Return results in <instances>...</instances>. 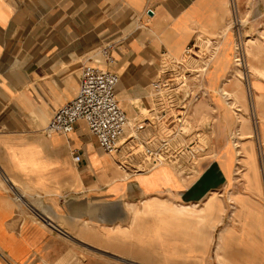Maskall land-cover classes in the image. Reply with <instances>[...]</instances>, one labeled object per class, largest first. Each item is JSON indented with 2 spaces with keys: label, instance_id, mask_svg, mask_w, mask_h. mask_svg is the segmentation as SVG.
<instances>
[{
  "label": "crops",
  "instance_id": "crops-1",
  "mask_svg": "<svg viewBox=\"0 0 264 264\" xmlns=\"http://www.w3.org/2000/svg\"><path fill=\"white\" fill-rule=\"evenodd\" d=\"M238 16L247 24L230 28ZM242 30L254 38L248 56ZM262 35L264 0H0V264H166L152 226L156 211L168 217L173 206L195 207L212 220L203 253L208 264H220L217 255L227 264H264V231L252 216L239 217L237 204L221 202L237 156L226 154V167L219 154L239 132L243 147L261 146L264 164ZM199 37L221 47L214 83L227 79L226 90L245 100L241 120L229 111L226 121L224 110H214V92L206 90L205 73L213 67L205 57L199 62L201 74L190 83L199 103L206 97L211 108L215 150L195 178L170 164L143 173L129 164L121 168L81 120L68 134L45 136L52 114L76 96L85 65L118 75L116 101L135 126L140 110L150 107L151 83ZM233 50L255 71L230 75ZM213 195L220 204L205 206ZM259 209L264 213V202L251 200L244 214ZM169 228L173 236V220Z\"/></svg>",
  "mask_w": 264,
  "mask_h": 264
},
{
  "label": "rangeland",
  "instance_id": "rangeland-1",
  "mask_svg": "<svg viewBox=\"0 0 264 264\" xmlns=\"http://www.w3.org/2000/svg\"><path fill=\"white\" fill-rule=\"evenodd\" d=\"M247 21V17H233L230 20L229 25L230 28L232 27L233 29H237L238 24H241L243 26L244 24H247ZM243 33L246 34V38L243 37L241 39L240 34H238V36H240V43H242V47L246 55L249 54V52L246 50V47L251 44V40H254V38H252L245 31H243ZM227 34L228 36H226L231 39V34ZM223 38L226 39L225 35L223 36ZM262 39L264 40V35H262ZM203 46L204 48L208 47L206 51L205 49L203 50ZM220 48L221 47L218 46L217 43H212V41H210L206 37H199L190 49V52L185 55L182 59H180V63L182 64V66L179 67V69L174 70V72H168V74H165V77H163L171 79V81L173 82V86L169 87L171 89L164 91L160 97L163 103V109H165L164 111H166L163 117H160L162 113H159L160 109L156 106V95L151 92L149 95V99L151 101L149 109L140 110L139 114L141 118L135 123V126L140 127L137 130L138 133L141 135L139 136L141 138H143V136L145 135V131L149 132L147 135H150L151 133L157 135L158 138L162 133L171 135L172 140H169V145H173L175 148V150H173L171 153H178L182 149V155L184 154L183 161L185 160V163L180 161L179 163H174L173 165H170L174 166L176 172L180 171L182 174H184L190 179H193L198 176L204 168L209 166L208 161L212 157L211 155L214 154L215 150L214 147H212L213 142L212 133H210L211 128L208 127L212 121L209 115L206 114L207 110L211 108L207 103H205V100H207L206 97L203 98L204 101H202L201 103H199L200 99L198 100L194 98L193 95L195 94L196 89L194 88L193 91V89L191 88V83H189L191 78L190 76H193L195 74V72L192 71L196 68H194V66H197L199 62H203L202 59L204 57L206 59H209L208 63L211 64L213 67V62L217 59L219 53L221 52ZM231 51L232 50L230 49V52ZM229 56L230 54H228L226 59V67H224L222 71H224L228 67L227 65L230 63ZM244 56H241V53L240 56H237L236 51L234 53L233 50V56L231 58L230 65V75L234 74L236 76L241 77L242 72L244 75H246L248 73L247 68H249V71H255L254 67L246 66L248 62L244 60ZM240 57V61H236V59ZM169 64L171 65V63H168V65ZM164 65L165 63L163 64V66ZM215 73L216 71L214 67L212 70L207 69L205 73V78L208 79L207 82L209 83L206 86V90L213 91L216 98L215 109H213L215 111H219L220 109L224 110V119L226 121L231 118L229 111L232 114H235L234 116L237 118V121H240L241 117L238 113V109L240 108L241 101H244L245 98L236 97L237 95H235L234 93H230L226 90L225 84L227 83V79H224L221 82V85L214 83L216 77L219 75ZM203 88L205 90L204 86ZM240 89H242L241 86ZM250 89L251 82L246 79V91L249 92ZM199 90H201V88H199ZM202 103H205V105H202ZM176 113H178L181 117L177 119ZM129 120L128 126H134V121L130 120L129 122ZM147 120H149L151 124L148 125ZM166 125H172L171 130L167 129ZM128 126L125 134H128L131 131L130 127ZM240 136L241 134L239 132L233 133V146L229 145L228 143H225L219 151V154L221 155L225 153V151H227L229 158H231L232 152H234L237 156L235 160L236 165L234 169V176L229 182L228 190L224 191V194L221 195L222 197L220 199L221 202L225 204H237L238 208L241 209L237 212L238 216L240 217L242 215L243 219H245L248 215L250 217L252 216L255 220V224L257 225L256 227L260 228V231L263 232V211H261L260 209L258 211L247 210V214H244L246 212L244 211L246 203H250L251 200L264 202V164L262 162L260 152L262 151V149L260 148L261 146H259L258 144L254 145L255 147H243L241 145V142L236 141V139H239ZM178 144L179 146H177ZM122 149H124V152L125 147ZM169 150L170 149L168 148V150H165V152L168 153ZM119 157L121 160L120 163L129 164L130 166H132L131 169L133 171V166L135 165L132 157L127 156L126 154ZM167 157L173 159L171 155H167L165 157L166 161L162 160L159 164H156V166H160V164H169L167 162ZM223 159L227 160V157H223ZM120 167L122 168L123 166ZM154 167L155 166L151 168ZM5 182L10 183L9 180H7L6 178ZM247 189L250 191H254L258 195L250 194ZM204 204L205 206H210L211 204L219 205L220 202L213 195ZM189 208L190 209L182 210L181 213L177 214L174 212L175 206L170 209H166L167 213H170L169 215L175 213L178 220H173V236H171L172 230L170 228L165 229V225H162V227L159 229L160 233L162 235L166 234L169 239L171 238L170 240H172L175 245L179 246L181 245L180 243L184 245V250H179V252L176 253L171 259L168 257L161 258L162 262H165L166 264H208L207 261L211 263V261L209 260V255L207 261H205L203 253H205L207 247L206 243L210 240L209 235L210 227L212 226V220H209L206 214L202 215L195 212V207ZM163 212L164 209L161 212L162 214L156 211L157 216H166ZM230 213H233V211L229 212V214ZM242 225L243 227L245 226L244 221ZM154 228L155 225L152 226V229ZM154 236L157 239V235ZM153 238L154 237H151V239ZM195 253H200L201 256L197 257L195 256ZM217 260H219L220 264H227V262L222 260L219 255H217Z\"/></svg>",
  "mask_w": 264,
  "mask_h": 264
},
{
  "label": "built area",
  "instance_id": "built-area-1",
  "mask_svg": "<svg viewBox=\"0 0 264 264\" xmlns=\"http://www.w3.org/2000/svg\"><path fill=\"white\" fill-rule=\"evenodd\" d=\"M188 51L190 52V50ZM105 54L107 55L108 53L105 52ZM181 66L180 61L174 62L167 66L165 70H162L158 78L151 83V92L156 95L158 100H156V106L160 109L159 113H162L160 117H163L166 112L160 99L161 94L173 86L171 79L163 77L168 72H174V70L179 69ZM194 68L192 71L195 74L192 77L195 75L200 76L201 68L199 67V63ZM117 82L118 75L116 73L101 69L95 65H85L82 68L76 96L52 114L46 127L43 129L45 136L68 134L74 130L75 125L81 120L85 123L89 135H92L96 139L100 150L107 154L117 155L119 162L121 161L119 156H123L124 154L131 156L135 165L133 166L134 172L143 173L151 169V167L156 166L162 160L166 161L165 157L167 155L173 157V159L167 157L169 164L173 165L180 161L185 163V160L183 161L184 154L182 155V149L178 153H171L175 150L173 145H169V142L172 140L171 135L162 133L158 138L157 135L151 133L147 135L149 132L145 131V135L141 138L137 130L140 127L137 126H133L130 129V133L125 134L128 126V117L125 116L116 101L115 88ZM193 96L197 99L196 94ZM176 116L177 119L181 117L178 113H176ZM147 124L149 125L151 122L147 120ZM171 126L166 125L169 130H171ZM124 147L125 151L123 152L121 150ZM168 148L170 150L167 153L165 150H168ZM80 158V154H75L73 161L79 162ZM119 165L127 164L119 163Z\"/></svg>",
  "mask_w": 264,
  "mask_h": 264
},
{
  "label": "bare ground",
  "instance_id": "bare-ground-1",
  "mask_svg": "<svg viewBox=\"0 0 264 264\" xmlns=\"http://www.w3.org/2000/svg\"><path fill=\"white\" fill-rule=\"evenodd\" d=\"M207 48L208 47H206V48L203 47V50L205 49V51H206ZM240 59L241 58H237L236 61H240ZM129 122H130V120H129ZM132 128L133 127H131L130 129H132ZM226 154H228L227 151H225V153H223L221 155V160H222V163H224V165L225 164L228 165V163H227L228 161L226 159H223V157L225 158ZM187 209H190V208L187 206H179V207H175L174 212L177 214V213H181L182 210H187ZM175 213H173L172 215H169L168 217H166L164 215H158L156 217V221L154 223V225H155L154 230H155V233L157 235V239L156 238L155 239L157 240V242L159 244L158 250H159V255L161 258H163V257L167 258L168 257L171 259L176 253L179 252V250H184V245L182 243H180L181 245H179V246L175 245L174 242H172V240L167 239L168 237L166 236V234L162 235L160 233V230H159L162 227V225H165L164 226L165 229L169 228V225L166 224L167 222L169 224V222L171 220H175V219L178 220ZM128 264H135V262L133 263L131 261V262H128ZM136 264H139V263H136Z\"/></svg>",
  "mask_w": 264,
  "mask_h": 264
}]
</instances>
